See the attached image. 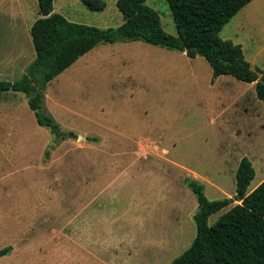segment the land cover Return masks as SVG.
<instances>
[{
    "label": "rangeland",
    "instance_id": "1",
    "mask_svg": "<svg viewBox=\"0 0 264 264\" xmlns=\"http://www.w3.org/2000/svg\"><path fill=\"white\" fill-rule=\"evenodd\" d=\"M101 11L54 0L70 21L100 28L123 21L116 0ZM176 35L166 0H146ZM37 0H0V80L35 57L29 29ZM264 70V0H252L220 30ZM201 56L141 40L98 44L46 86L44 104L75 138L54 143L26 96L0 99V264H170L195 236L197 201L235 194L246 156L264 177V103L254 83L221 75ZM237 201H234L236 203ZM226 209L208 218L212 225Z\"/></svg>",
    "mask_w": 264,
    "mask_h": 264
},
{
    "label": "trees",
    "instance_id": "2",
    "mask_svg": "<svg viewBox=\"0 0 264 264\" xmlns=\"http://www.w3.org/2000/svg\"><path fill=\"white\" fill-rule=\"evenodd\" d=\"M145 1L116 0L122 23L100 28L70 21L54 11V0H37L39 16L29 29L35 57L20 78L0 80V99L7 91L23 93L37 124L50 130L54 143L75 138V132L62 130L46 111L47 84L98 44L141 40L184 52L190 58L203 57L212 69V82L227 75L254 83L256 98L264 103V70L252 67L240 44L219 36L222 27L252 0H166L176 35L163 29L157 11ZM82 2L92 11L106 7L105 0ZM254 176L252 162L243 156L235 171V194L214 200L206 197L202 183L184 179L197 201L193 214L196 232L170 264H264V179L248 192ZM221 209L226 210L209 225V216ZM10 250L11 246L1 248L0 257Z\"/></svg>",
    "mask_w": 264,
    "mask_h": 264
},
{
    "label": "crops",
    "instance_id": "3",
    "mask_svg": "<svg viewBox=\"0 0 264 264\" xmlns=\"http://www.w3.org/2000/svg\"><path fill=\"white\" fill-rule=\"evenodd\" d=\"M262 179H264V177H263ZM252 189H253V188H252ZM252 189H251V190H252ZM251 190H249V191H251ZM249 191H248V192H249Z\"/></svg>",
    "mask_w": 264,
    "mask_h": 264
},
{
    "label": "water",
    "instance_id": "4",
    "mask_svg": "<svg viewBox=\"0 0 264 264\" xmlns=\"http://www.w3.org/2000/svg\"><path fill=\"white\" fill-rule=\"evenodd\" d=\"M259 79H257L256 81H258Z\"/></svg>",
    "mask_w": 264,
    "mask_h": 264
}]
</instances>
